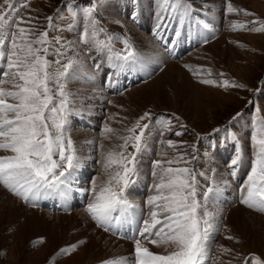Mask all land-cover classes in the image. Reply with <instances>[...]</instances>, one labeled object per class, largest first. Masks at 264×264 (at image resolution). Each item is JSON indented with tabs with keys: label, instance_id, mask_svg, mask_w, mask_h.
<instances>
[{
	"label": "rangeland",
	"instance_id": "374dc122",
	"mask_svg": "<svg viewBox=\"0 0 264 264\" xmlns=\"http://www.w3.org/2000/svg\"><path fill=\"white\" fill-rule=\"evenodd\" d=\"M253 1L264 7V0ZM93 2L98 4L94 15L103 29L99 38L107 40L109 36L114 37L111 47L117 52L123 49L122 40L126 38L142 57L143 66L116 71L111 67L108 59L111 53L106 49L102 51L95 46L85 47L78 43L85 24L83 10ZM189 2L209 15V20L204 22L209 26L211 24L214 32L207 36L208 30L198 25L192 27V22H186L181 28L177 45L169 50V41L175 38L173 29L178 25L172 22L167 30L161 29L160 39L153 35L157 23V0H13L14 8L19 10L18 16L15 11L12 12L16 19L28 21L30 17L33 18L30 23H21L20 27L33 28L34 36L43 31L49 32L48 60L53 65V71L59 67L56 65L57 60L67 63L69 58L75 56L81 62L76 76L68 82L73 109V114L69 117L68 134L78 150L83 166L74 174L70 184V192L73 194L71 197L74 199L72 204L57 196L38 200L32 206L0 186V192L4 194H0L1 202L10 196L17 205L23 206V212L18 218H6L0 228V264H26L18 259H11L12 246L22 240L21 257L24 258V252L25 256L34 252L40 254L51 235H55L57 240L54 242L58 245L44 264H57L60 260H67L72 254L80 253L88 241V232L93 233L92 230L102 232L106 240L111 239L117 245L105 246L103 241L101 247L107 248V254L85 264H103L118 256H133L132 225H125L114 231L97 227L85 212L89 194L80 192L79 189H90L94 177L104 179L102 164L99 162L101 152H106L114 144L121 142L101 138L100 132L105 123L121 130L125 125L130 127L145 112L152 115L148 145L140 157L136 182L127 190L129 200L144 209L150 194L149 188L153 184L151 161L161 159V156L167 160L183 155L191 163L185 165L180 162L171 167L187 166L194 168L198 174L204 173V176L197 177L202 190L213 186L212 180L222 188V192L214 198V206L210 205V210L216 212L219 219L216 221L217 231L212 235L206 264H264V222L261 224L256 220L255 225L251 223L244 231L240 226L226 225L228 213L237 206L250 214L249 221L252 219L251 215L264 218V213L239 203L238 185L243 183L246 173L239 170L237 177L233 178L226 161L234 155L236 144L229 139V132L237 133L238 136L235 137L242 153L247 147H251L250 133L254 125L258 126L259 122L264 121V31L253 30L261 27L264 14L252 9L244 0ZM228 3L236 11L228 13ZM2 4L3 0H0V5ZM133 12L135 19H132ZM245 12L252 15H245ZM194 15L202 19L199 13L195 12ZM49 16L53 17L51 28L46 19ZM233 23L237 26L235 29L232 28ZM241 25L244 27H240ZM12 30L15 31V27ZM223 35L225 37L220 48L225 51L224 55L216 53L213 56L200 52L221 40ZM61 44L70 47L63 49ZM60 52H64V55L60 56ZM96 65L101 66L100 70H97ZM169 65L174 67L166 71L165 68ZM154 79L155 83L146 86ZM202 80L213 83H201ZM3 87L7 89L10 85L5 84ZM94 99H98L101 104L94 108L93 117L89 115V104ZM237 113L241 115L232 121ZM216 129L220 131L216 132ZM176 132L181 135L177 136ZM169 140L174 147H167L166 142ZM162 141L165 143L162 144ZM101 143L104 144L103 149L100 148ZM132 150L131 147L127 149L128 152ZM6 154L10 153L0 152V156ZM192 155L197 159L192 160ZM29 210L37 212L38 219L28 220L24 226L26 231L20 233L18 230L24 223V217L30 216ZM71 213L77 219H85L94 229L89 231L84 227L85 224L77 225L76 221L67 224L66 221L58 222L54 218L57 215L69 216ZM229 236L232 239L226 238ZM72 246H75V250H71ZM145 246L153 253H164L163 246L157 247L151 243H146ZM61 249L69 251L61 253ZM90 255L91 252L86 253L83 259L90 261Z\"/></svg>",
	"mask_w": 264,
	"mask_h": 264
},
{
	"label": "snow or ice",
	"instance_id": "6c2138e0",
	"mask_svg": "<svg viewBox=\"0 0 264 264\" xmlns=\"http://www.w3.org/2000/svg\"><path fill=\"white\" fill-rule=\"evenodd\" d=\"M97 7L98 4L93 2L83 10L85 24L78 43L85 47L92 45L102 51L106 49L111 53L108 59L116 71L143 66L142 57L126 38L122 40L123 49L119 52L111 47L114 37L109 36L107 40L99 38L103 29L94 15ZM157 8L153 35L160 39L161 29L167 30L172 22L178 25L173 29L175 38L169 41V50L177 45L186 22H192V27L198 25L211 31L209 24L195 17L194 13L199 9L189 0H157ZM13 11L19 15L13 0H3L0 5V152L10 154L0 156V186L32 206L48 197L58 196L66 201L74 174L83 166L68 134L69 117L73 114L68 82L76 76L81 62L75 56L67 63L57 60L59 67L53 71L48 60L49 32L34 36L33 28L19 26L30 23L33 18L28 21L16 19ZM234 11L236 9L228 3L227 12ZM244 14L252 15L249 12ZM131 15L132 19L136 18L134 12ZM46 19L51 28L53 17ZM260 23L261 27L254 28V31H264V22ZM236 27L233 23L232 28ZM68 47L70 45L61 44L63 49ZM58 54L63 56L64 52ZM100 67L96 65L97 70ZM200 82L213 83L209 80ZM5 84L10 88L3 87ZM240 115L237 113L232 121ZM151 121V113L145 112L130 127L125 125L118 130L105 123L100 132L103 140L121 142L101 152L99 162L104 179L94 177L91 188L81 190L89 194L85 212L97 227L105 231L131 224L134 232L133 256L112 258L103 264H206L218 219L210 205L214 206V198L222 192L215 180L211 181L213 186L202 190L197 177L204 176V173L198 174L187 166L171 167L180 162L188 165L190 160L183 155L167 160L161 156V159L151 161L153 184L145 201L146 211L133 204L127 196L128 188L136 182L139 174L141 154L147 150ZM175 134L181 135L180 132ZM229 139L236 142L229 164L230 175L236 178L243 157L235 135L229 132ZM166 145L169 148L175 146L171 140ZM250 145L252 159L243 183L238 185L239 203L264 213V121L254 125ZM129 147L133 149L131 152L127 151ZM100 148H104L103 143ZM195 159L197 157L192 155V160ZM226 238L232 239L230 236ZM146 243L163 246L164 253H153L145 246ZM71 250H75V246ZM68 251L60 250L61 253Z\"/></svg>",
	"mask_w": 264,
	"mask_h": 264
},
{
	"label": "bare ground",
	"instance_id": "6f19581e",
	"mask_svg": "<svg viewBox=\"0 0 264 264\" xmlns=\"http://www.w3.org/2000/svg\"><path fill=\"white\" fill-rule=\"evenodd\" d=\"M208 1V0H207ZM210 1V0H209ZM244 3L249 5L252 9H257L259 10L260 12H262L264 14V7L256 2V1H253V0H244ZM246 7V6H245ZM215 8H217V6H215ZM256 11V10H254ZM216 13V12H215ZM217 16V15H216ZM218 17V16H217ZM140 21V20H139ZM210 28H214L211 24H210ZM214 30V29H213ZM214 32V31H212ZM215 34V33H214ZM213 34V36H214ZM138 36V34H136ZM216 36V35H215ZM142 37V36H141ZM225 35L222 36L221 40H218L217 42L213 43L212 45L210 46H207L205 48H203L202 50H200V52L202 53H205V54H208V55H215L216 53H224L225 51L221 50L220 46L222 43V39H224ZM244 37V36H242ZM241 37V38H242ZM215 38V37H214ZM240 38V37H239ZM247 38L249 39V37L247 36ZM243 39V38H242ZM246 39V38H245ZM254 39V38H253ZM139 41V40H138ZM244 41V40H243ZM248 42V41H247ZM148 43V42H147ZM225 44V43H224ZM227 47V46H226ZM225 54V53H224ZM223 54V55H224ZM195 55V54H194ZM207 55V56H208ZM206 56V57H207ZM212 57V56H211ZM222 57V56H221ZM172 67H174V65H169L166 69L170 71L172 69ZM177 69V68H175ZM174 70V69H173ZM174 72V71H173ZM169 73V72H168ZM166 74V73H165ZM163 74V75H165ZM173 76V75H172ZM159 77V76H158ZM169 77V76H168ZM100 80V79H99ZM154 81H156L155 79L151 82H148L147 85H150V84H153L155 83ZM139 87V86H138ZM103 95V94H101ZM94 97H97V95H95ZM106 98V97H105ZM102 99V98H101ZM101 102L98 100V99H94L92 100V102H90L89 104V115H92L94 117V108H96V106H100ZM80 133V131H79ZM81 136V135H80ZM78 137V135H77ZM78 140V139H77ZM99 176V175H98ZM220 178V177H219ZM74 184V183H73ZM78 184V183H77ZM234 183L231 185L233 186ZM81 186V185H80ZM72 191V190H71ZM80 192H82L80 189H79ZM1 195H4L2 194V191L0 192ZM72 193L69 192L68 194V197H67V200L68 202H70L72 204V202L74 203V199L71 197ZM83 194V193H81ZM8 196V195H7ZM6 196V197H7ZM2 196H0L1 198ZM5 199V198H4ZM23 206L21 204L17 205V203L14 202L13 198H11L10 196L8 198L5 199L4 202H1L0 201V228L1 226L3 225V223L6 221V218L8 220V218H15L19 215H21V213L23 212ZM220 210V209H219ZM30 213V216H25L24 217V223L23 225L19 228L18 232L21 233V231H26L25 230V227L26 226V222L30 219H38L37 217V212H34V211H28ZM39 214V213H38ZM43 214V213H42ZM41 214V217L43 216ZM220 214V213H219ZM249 213L242 210V208H240L239 206H237L236 208H234L233 210H231L228 215H227V219H226V225L228 226H232V227H236V226H240L241 227V230L244 231L245 228L248 229V227L250 226V224H254L255 221H259L261 222V224L264 222V218H261V217H258V216H255V215H251L252 216V219H250L249 221ZM82 215V214H81ZM18 218V217H17ZM23 218V215L22 217ZM43 218V217H42ZM55 219L58 220H63V221H66L67 224L71 223V222H74L76 221L77 225L78 223L79 224H85V228L86 230H91L93 227L90 226L89 224H87V221L85 219H77L76 216L74 214H70L69 216H56L54 217ZM259 218V220H258ZM54 219V220H55ZM219 219V218H218ZM22 220V219H21ZM18 222V221H17ZM31 222H34V221H31ZM59 222V221H58ZM89 223V222H88ZM55 224V223H54ZM257 224V223H256ZM60 225V223H59ZM73 225V224H72ZM71 225V226H72ZM255 225V224H254ZM80 226V225H79ZM78 226V227H79ZM77 227V226H76ZM255 227V226H254ZM84 228V229H85ZM94 229V228H93ZM250 230V229H249ZM82 231V230H81ZM251 231V230H250ZM64 232V231H63ZM83 232V231H82ZM93 233H90L88 232V241L87 243L85 244L84 246V249L81 250V252L79 253H76V254H72L70 256H68L69 258H67V260H60L57 262V264H85V263H88V262H93V261H96V260H99L101 257L103 258L104 255L107 254L106 252V247L105 249H103L101 247L102 245V242L105 244V246H113V245H117L115 242H113L111 239H105L106 236L104 234H102V232L100 233H97L94 232L92 230ZM78 234V233H77ZM87 234V233H86ZM85 234V235H86ZM99 234V235H98ZM20 235V234H19ZM48 235V234H47ZM81 235V234H80ZM20 238V237H19ZM59 238V237H58ZM85 238V237H84ZM22 239V238H21ZM47 240V239H46ZM55 240H57V238L55 237V235H51L47 241V244L44 248V250L42 249L40 251V254L38 252H34L32 254H29L28 256H25V252H24V258L20 256V252L22 251L21 250V246L22 244L24 243V241L22 242L19 241L18 243H16V245L12 246V250H11V253H10V256H11V259H14V260H20L22 261L23 263H26V264H44L45 262V259L48 257V255L53 252L55 250V248L57 247L58 244L55 245ZM81 240V239H80ZM83 240V239H82ZM87 240V239H86ZM59 242V241H58ZM57 243V242H56ZM123 244V243H122ZM60 245V243H59ZM121 246V245H120ZM119 246V247H120ZM126 246V245H125ZM124 247V245H123ZM110 248V247H109ZM126 248V247H125ZM125 248H124V251H125ZM119 249V248H118ZM122 249V248H121ZM120 249V251H121ZM132 250V249H131ZM112 251V249H111ZM119 251V252H120ZM127 251V249H126ZM88 252H91V255H90V261H85L83 258H84V255ZM22 255V254H21ZM27 255V254H26ZM89 256V254H87ZM124 255V254H123ZM122 255V256H123ZM111 257V256H110ZM119 257V256H118Z\"/></svg>",
	"mask_w": 264,
	"mask_h": 264
}]
</instances>
